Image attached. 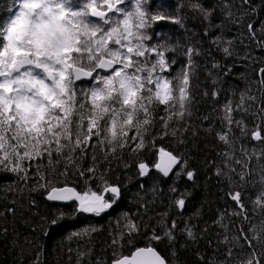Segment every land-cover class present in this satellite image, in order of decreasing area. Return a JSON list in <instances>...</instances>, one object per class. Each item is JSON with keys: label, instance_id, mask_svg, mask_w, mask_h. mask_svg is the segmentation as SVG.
I'll return each mask as SVG.
<instances>
[{"label": "snow or ice", "instance_id": "1", "mask_svg": "<svg viewBox=\"0 0 264 264\" xmlns=\"http://www.w3.org/2000/svg\"><path fill=\"white\" fill-rule=\"evenodd\" d=\"M150 3L0 0V9L10 14L0 25V172L13 174L23 185L10 191L29 195L43 191L47 201L75 202L73 214L100 217L123 198L122 186L110 183L106 176L112 161L122 159L126 152L139 157L155 149L157 161L150 166L139 160L137 176L155 181L154 170L162 178L173 179L168 191L179 195L171 206L183 216L191 193H180L177 184L183 178L195 182L198 171L190 168L183 153L157 148L156 141L170 137L185 145L190 136L195 144L201 130L191 123L197 96L218 101L224 78L234 74L236 64L247 65L256 73L255 82L238 74V79L247 81L238 100L233 99L237 96L233 88L230 98L219 108L213 107V113L222 114L201 117V125L209 122L204 134L224 146L217 153L220 162L206 160L205 166L218 181H226L224 194L236 207L231 213L218 212L212 221L222 229L213 258L208 259L199 248L194 254L195 264H264V59L258 61L251 51L252 46L264 51V20H257L264 0L259 5L255 0H186L184 14V4L175 11L166 10L165 5L152 11ZM189 19L202 26L195 42L191 38L197 33L189 28ZM160 23L177 25L189 33L180 53L185 62L175 74L171 73L177 60L172 54L178 46L167 43L166 35L163 41L152 42L164 35L159 29L152 31ZM216 52L232 63L216 59ZM199 58H208L210 67ZM257 64L261 66L253 68ZM201 69L211 79V91H201ZM254 88L259 95L253 94ZM214 118L220 122L219 130L211 123ZM246 118L254 121L251 127ZM242 139L255 141L257 146L249 149L240 143ZM101 164L109 167L101 171ZM70 177L83 179L84 190L70 184ZM95 180L99 191L90 183ZM158 187L155 184L150 191L155 195ZM137 189L138 194L149 190L145 183ZM246 189H255L251 203L253 211L261 213L259 220L254 221L247 209ZM29 203L36 202L30 199ZM9 211L14 213L15 207ZM67 215L57 210L51 220L41 217L48 226L43 234L61 226ZM199 216L197 211L183 220L169 219V212L164 211L147 236L148 245L123 255L119 251L123 241L127 238L132 244L133 237L147 227L125 217L123 228L118 224L112 236V264H187L184 252L208 231L207 222L199 231L192 223ZM97 230L87 227L67 239ZM33 242L30 237L23 239L25 245ZM153 242H166L169 256H163ZM13 243L21 244L19 235ZM68 251L71 254L72 249ZM90 255L77 250V264H84ZM34 264H40L38 257Z\"/></svg>", "mask_w": 264, "mask_h": 264}, {"label": "trees", "instance_id": "2", "mask_svg": "<svg viewBox=\"0 0 264 264\" xmlns=\"http://www.w3.org/2000/svg\"><path fill=\"white\" fill-rule=\"evenodd\" d=\"M79 0H77V3ZM259 5V0H255ZM181 4L185 7L181 10V14L187 12L186 0H151L149 8L152 11L157 10L161 5L166 6V10L175 11ZM10 14L6 8L0 9V25L7 19ZM190 15V14H189ZM257 20H264V9L259 13ZM189 28L197 33V37L191 38L195 42L196 38L202 35V26L195 20H187ZM159 29L164 35L157 36L152 42L158 40L163 41L164 36L168 37L167 43L170 45H177L178 51L175 54L177 64L173 66L172 73L175 74L180 70L184 64L185 58L180 54L186 42L189 41V33L177 25L170 23H160L152 31ZM204 47H208L207 40L204 41ZM252 55L257 60L264 59V51L252 46ZM215 58L221 60L222 63L229 64L232 60L223 59V54L216 52ZM202 65L210 67L208 58H199ZM261 65H253V68ZM215 71V70H213ZM244 73L249 76L254 82L256 79L255 71L250 70L247 65L236 64L234 67V74L225 77L221 85L222 92L218 101H213L208 97L197 96V103L194 106V116L191 123L200 128L198 139L195 144L189 136L188 142L185 145H180L174 138L165 137L156 141L157 148H165L173 153H183L189 161L190 168H195L198 171V176L195 182L188 181L183 178L177 184L180 193L187 190L191 196L187 198V206L183 210V216L177 214L178 210L171 206V202L179 193L173 194L168 191L169 186L172 185L173 179L162 178L160 174L152 171L154 177H158L155 181H149L146 178L137 176V162L143 160L150 166L156 162L157 153L153 149L151 151L145 150L139 157L125 153L120 160L112 161L111 170L106 173L107 179L112 184H120L123 188V198L118 205L100 217L91 214H73V209L76 204L60 205L49 203L46 200V193L43 191L32 192L30 195L27 192L18 193L10 191V188H15L17 185L23 187L16 177L11 173L0 172V264H34L35 258L38 257L40 264H77V250L80 252L88 251L91 255L85 258L84 264H112L114 258L113 246H111L112 236L118 231L117 225L123 228L125 217L131 219L134 223L147 225L142 229V234H136L133 237V243L129 244L127 238L123 241V247L119 251L123 255H129L138 247H146L148 245L147 236L150 235L153 227H156V222L160 219V214L164 211L169 212V219L183 220L188 216H192L199 211L200 216L192 220L193 224L198 226L197 230L202 229L207 222L208 231L202 235L198 243L192 244L191 249L184 252V259L187 264H195L196 257L194 250L199 248L208 259L213 258V247L219 240L218 234L222 233L219 226L213 225L212 221L217 219L218 212L231 213L236 207L235 204L225 196L227 190L226 181H218L213 175V170L205 166V161L214 159L217 163L220 158L217 155L223 148V144L218 142L214 136L205 135L203 128L208 126L209 122H204L201 125V117L205 114L220 115L222 113H213V107L219 108L231 96V89L237 90V96L233 98L238 100L239 91H242L247 86V81L238 79L237 75ZM199 83L201 91L207 88L211 91L213 86L211 79L206 76V73L199 70ZM254 95H259L256 89H253ZM246 122L251 127L254 121L251 118H246ZM211 123L217 130L220 129V122L218 119H213ZM236 136H239V130H235ZM246 147L251 149L256 147L255 141L242 139ZM89 162L85 161V166ZM127 164L129 167H125ZM107 164H101L100 170L103 171L108 168ZM63 181L62 177H58ZM83 191L85 181L77 177H70L69 183ZM31 184V182H29ZM95 190L98 180L90 182ZM145 183L148 191H141L138 194L137 185ZM155 184L159 187L155 195L150 189ZM35 200V205H30L29 200ZM255 199V189L245 190V203L250 214H252L254 221L259 220L261 213L259 209L253 211L251 200ZM13 201L16 203L13 205ZM15 207V212H10L9 209ZM57 210L67 213V217L61 221V226L52 227L49 235H44L42 229L47 230V225L43 223L41 217L51 220L57 214ZM232 221L236 224L240 223L238 217H232ZM87 227H95L98 230L91 233L89 236H83L69 240L67 237L72 232H80ZM7 229V234H3V229ZM35 229V233H33ZM126 231V229H125ZM19 235L21 244L19 246L13 243L14 238ZM24 237H30L34 242L31 244H23ZM209 239L212 244H209ZM153 246L165 257L169 256V250L166 242L155 243ZM222 248L223 245H220ZM72 252L69 253L68 249ZM23 251V255H21Z\"/></svg>", "mask_w": 264, "mask_h": 264}, {"label": "water", "instance_id": "3", "mask_svg": "<svg viewBox=\"0 0 264 264\" xmlns=\"http://www.w3.org/2000/svg\"><path fill=\"white\" fill-rule=\"evenodd\" d=\"M50 202V201H49ZM50 203H58V204H62V205H67V204H70L72 202H69V203H62V202H50Z\"/></svg>", "mask_w": 264, "mask_h": 264}]
</instances>
